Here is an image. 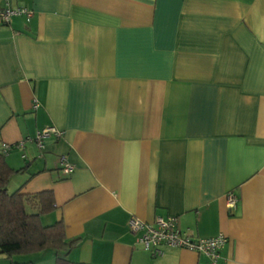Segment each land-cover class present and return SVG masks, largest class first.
I'll list each match as a JSON object with an SVG mask.
<instances>
[{
    "label": "crops",
    "instance_id": "crops-1",
    "mask_svg": "<svg viewBox=\"0 0 264 264\" xmlns=\"http://www.w3.org/2000/svg\"><path fill=\"white\" fill-rule=\"evenodd\" d=\"M0 25L10 192H52L79 264H211L129 229L176 217L225 236L218 264H264V0H12ZM64 133L40 150L45 128ZM75 167L62 170L61 156ZM239 202L228 209L227 197ZM0 264H56L53 251Z\"/></svg>",
    "mask_w": 264,
    "mask_h": 264
},
{
    "label": "trees",
    "instance_id": "trees-1",
    "mask_svg": "<svg viewBox=\"0 0 264 264\" xmlns=\"http://www.w3.org/2000/svg\"><path fill=\"white\" fill-rule=\"evenodd\" d=\"M17 173L7 164L0 145V254L13 262L15 256L53 251L56 264H79L62 255L76 247L79 239L69 240L62 222L43 224V216L54 210L53 193L10 192V181Z\"/></svg>",
    "mask_w": 264,
    "mask_h": 264
},
{
    "label": "built area",
    "instance_id": "built-area-1",
    "mask_svg": "<svg viewBox=\"0 0 264 264\" xmlns=\"http://www.w3.org/2000/svg\"><path fill=\"white\" fill-rule=\"evenodd\" d=\"M25 15L30 17L31 12L26 8L13 7L12 0H0V25L11 22L14 16ZM64 133L55 127H48L39 131L35 138L29 141L36 143L40 150L45 148V140L55 136L62 138ZM15 147H24V141L17 144H3L4 154H8ZM62 170L65 176H70L75 167L68 162L67 156H61ZM239 202L234 193L227 197L228 209L236 208ZM129 229L137 235L138 244L146 251H150L153 256H162V248L183 249L204 255L210 259L211 264H218L221 250L227 239L223 235L207 239H195L191 235L184 233L179 228V221L176 217L157 216L152 223L144 222L136 217L129 220Z\"/></svg>",
    "mask_w": 264,
    "mask_h": 264
},
{
    "label": "rangeland",
    "instance_id": "rangeland-1",
    "mask_svg": "<svg viewBox=\"0 0 264 264\" xmlns=\"http://www.w3.org/2000/svg\"><path fill=\"white\" fill-rule=\"evenodd\" d=\"M15 257H16V256H15ZM15 257H14V258H15Z\"/></svg>",
    "mask_w": 264,
    "mask_h": 264
}]
</instances>
